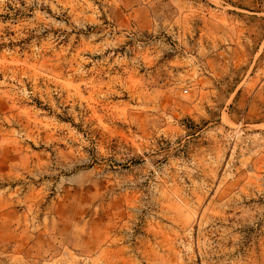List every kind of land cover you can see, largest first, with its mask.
Segmentation results:
<instances>
[{
    "label": "rangeland",
    "instance_id": "1",
    "mask_svg": "<svg viewBox=\"0 0 264 264\" xmlns=\"http://www.w3.org/2000/svg\"><path fill=\"white\" fill-rule=\"evenodd\" d=\"M0 264H264V0H0Z\"/></svg>",
    "mask_w": 264,
    "mask_h": 264
}]
</instances>
